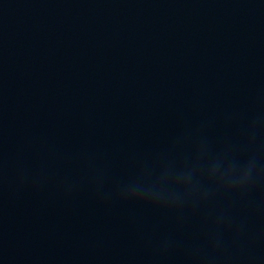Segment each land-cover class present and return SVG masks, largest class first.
Wrapping results in <instances>:
<instances>
[{"label":"water","instance_id":"water-1","mask_svg":"<svg viewBox=\"0 0 264 264\" xmlns=\"http://www.w3.org/2000/svg\"><path fill=\"white\" fill-rule=\"evenodd\" d=\"M0 264H264V0H0Z\"/></svg>","mask_w":264,"mask_h":264}]
</instances>
